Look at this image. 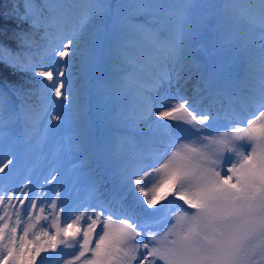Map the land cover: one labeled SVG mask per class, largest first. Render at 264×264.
Instances as JSON below:
<instances>
[{
	"label": "snow or ice",
	"instance_id": "obj_1",
	"mask_svg": "<svg viewBox=\"0 0 264 264\" xmlns=\"http://www.w3.org/2000/svg\"><path fill=\"white\" fill-rule=\"evenodd\" d=\"M106 56L111 95L131 103L94 129L66 70L78 59L87 75ZM33 85L40 109L23 103ZM70 117L93 190L110 176L133 199L70 215L46 187L57 174L14 184L20 162L0 144V264H264V0H12L0 11V130L23 121L39 146Z\"/></svg>",
	"mask_w": 264,
	"mask_h": 264
},
{
	"label": "rangeland",
	"instance_id": "obj_2",
	"mask_svg": "<svg viewBox=\"0 0 264 264\" xmlns=\"http://www.w3.org/2000/svg\"><path fill=\"white\" fill-rule=\"evenodd\" d=\"M45 43L46 41L41 39L38 42V45H43ZM36 53V59L39 61L40 57L43 55V51L40 50ZM99 70L101 71L102 76H112L113 68L111 61H105L103 65L99 67ZM68 80L70 81L69 77ZM197 84L198 82L195 78L191 79L188 85L181 89L180 94L192 96ZM106 85L109 86L110 84L105 82L103 85L97 83L95 85L93 84V86H82V88H74L72 90L74 93L77 91H82V102L86 107V115L89 123L93 126L95 124H101L99 114L102 112L104 125L111 129L113 115L125 103H131V100L117 101L111 95V85L110 87ZM169 93L173 98V102H176V87L174 86L171 88ZM41 95L42 94L40 93L38 86V88L34 90V94L31 96V98H34V101L38 102L39 99H41ZM167 103L168 101H165L164 105L166 106ZM44 104L45 101L40 103V106L42 107ZM241 105H244L247 109V111H241L242 116L248 117L254 110V105L243 95H239L235 99V107L238 110H240ZM214 106H216V108L220 107L219 99L216 101ZM41 107L37 109H40ZM21 123L22 121L0 130V132H2V135H0V144L3 145V158L5 161L12 159L13 164H16L17 160L20 162L19 166L13 173L12 182L14 184L22 185L24 183H29L28 178L30 177L31 187H36L38 184H44V177L49 176L50 174H57L59 183L55 184V187L52 185H46V187L52 194L51 198H56L55 193L57 190H59L60 197L65 200L67 205L73 208V211L70 213V215L73 216L79 214L75 211V208L84 206H98L99 204H104L106 199L119 200L121 198H126L129 202L132 201V196L126 190L120 188L114 178H111L110 176L106 181V187L103 190H93L94 173L90 169L91 154L88 150L85 151V147H82V145L77 144L73 140L74 137L79 138V135L74 136L71 134L72 132H69L70 135L64 134V132L59 133L62 131L57 129L54 133H49L41 145L36 146L34 140L31 143L27 142V140H25L26 143L22 141L23 135L19 133V126ZM62 126L66 127L68 131H72L69 129L74 128H76L78 131L80 130L77 123L74 122L71 117L69 122ZM239 126L244 125L240 124ZM28 148H31V151L25 152ZM83 152L86 154L82 155L81 153ZM12 167L13 165H9L10 169ZM5 171L7 172L8 169ZM3 175V173H0V176ZM108 175L109 174L106 173V176ZM169 199H171V197ZM14 203L16 202L14 201ZM118 210V206L114 208V211ZM61 218L63 220V213L61 214ZM104 218L106 217H102V219ZM68 222L70 223L71 220L69 219ZM49 230L54 231L53 229ZM99 231L100 229L98 227L97 232ZM17 234H22L20 233L19 229ZM29 238H31V236ZM47 264H63V260L57 258L55 263H52V260L48 259Z\"/></svg>",
	"mask_w": 264,
	"mask_h": 264
},
{
	"label": "trees",
	"instance_id": "obj_3",
	"mask_svg": "<svg viewBox=\"0 0 264 264\" xmlns=\"http://www.w3.org/2000/svg\"><path fill=\"white\" fill-rule=\"evenodd\" d=\"M111 2L113 3V4H116V3H118V2H120V0H111ZM11 5H12V0H0V11H3V10H5V9H8V8H10L11 7ZM54 30H50V32H53ZM43 35V32H40V33H37V36H36V43L38 44V42L41 40V36ZM54 38V37H53ZM38 52V51H37ZM36 57H37V53L34 55V59L35 60H37L36 59ZM105 61H111L107 56L98 64V67H96L92 72H90V73H88L87 75H85L84 73H82L81 72V70H80V66H79V60L77 59L75 62H74V64H73V67L70 69V70H66V71H70V76H69V79H70V83H71V87H72V89H74V88H76V89H79V88H82V86H90V85H92L93 86V84L95 85V84H97V83H100V84H102L103 85V83L105 82V83H107V84H110L111 85V75H101V71L99 70V67L101 66V65H103V63L105 62ZM77 77H80V78H77ZM110 85L108 86V85H106V86H108V87H110ZM38 86L39 85H33L32 87H33V89L35 90V89H37L38 88ZM37 94V93H36ZM44 101L42 100V99H39V101L37 102V101H34V98H31V97H29V98H26L24 101H23V103L24 104H26V105H32V106H35L36 108H39V107H41L40 106V103H43ZM15 103L18 105L19 103H21V101L19 100V99H17V100H15ZM100 124H95L94 126L92 125V127L95 129L97 126H99ZM20 131H19V133H21L22 135H23V137H22V141H24V143H26L25 142V140H26V137H27V135H28V132L26 131V128H25V125H24V123H23V121H22V123L20 124ZM60 131H62V132H59V133H63L64 132V134H69V132H72L71 134H73L74 136H76V135H79V133H80V130L78 131L76 128H74V129H69V130H72V131H68V129L66 128V127H64V126H61L60 128ZM70 135V134H69ZM80 136V135H79ZM73 140L77 143V144H80V145H82V147H84V145H83V142H82V140H81V138L79 137V138H73ZM87 149L85 148V151H86ZM29 151H31V148H28V149H26V151L25 152H29ZM82 155H85L86 153L85 152H83V153H81ZM20 169H22V168H20ZM42 256L43 255H45V254H41ZM54 256H55V254H51V258L50 259H52V258H54ZM38 259V264H39V259L40 258H37Z\"/></svg>",
	"mask_w": 264,
	"mask_h": 264
}]
</instances>
